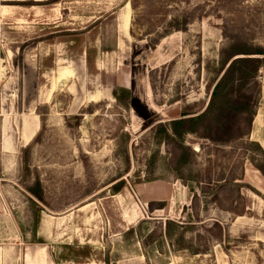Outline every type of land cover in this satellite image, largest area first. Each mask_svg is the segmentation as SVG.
Wrapping results in <instances>:
<instances>
[{"label": "rangeland", "instance_id": "374dc122", "mask_svg": "<svg viewBox=\"0 0 264 264\" xmlns=\"http://www.w3.org/2000/svg\"><path fill=\"white\" fill-rule=\"evenodd\" d=\"M231 47L264 0H0V264H264V66L231 141L169 129Z\"/></svg>", "mask_w": 264, "mask_h": 264}, {"label": "trees", "instance_id": "16d2710c", "mask_svg": "<svg viewBox=\"0 0 264 264\" xmlns=\"http://www.w3.org/2000/svg\"><path fill=\"white\" fill-rule=\"evenodd\" d=\"M262 56L264 49L231 47L230 53L222 59V76L214 88L208 108L198 116L170 122L169 129L173 137L183 143L188 134L198 135L206 130L208 133L205 138L215 143H227L233 139L234 131L242 118L252 122L256 116V105L245 89L251 81H257L264 66ZM114 97L120 104L128 107L131 94L127 89H120L114 91ZM260 170L264 174V169ZM31 191L41 199L37 189Z\"/></svg>", "mask_w": 264, "mask_h": 264}, {"label": "bare ground", "instance_id": "6f19581e", "mask_svg": "<svg viewBox=\"0 0 264 264\" xmlns=\"http://www.w3.org/2000/svg\"><path fill=\"white\" fill-rule=\"evenodd\" d=\"M119 20H120V27L121 26L124 27V30L127 31L129 29V25H130V14H128L127 12L123 13L120 16ZM65 72L62 74V77H64V79H66V77H67V74ZM25 135H26V140H30V138L32 137L33 134L30 131H27V134H25Z\"/></svg>", "mask_w": 264, "mask_h": 264}]
</instances>
